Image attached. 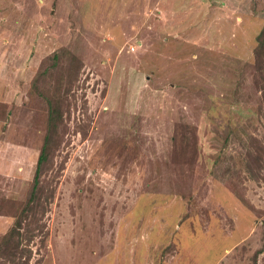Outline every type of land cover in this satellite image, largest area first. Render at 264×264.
<instances>
[{"label": "rangeland", "instance_id": "1", "mask_svg": "<svg viewBox=\"0 0 264 264\" xmlns=\"http://www.w3.org/2000/svg\"><path fill=\"white\" fill-rule=\"evenodd\" d=\"M263 30L264 0H0V264H264Z\"/></svg>", "mask_w": 264, "mask_h": 264}, {"label": "trees", "instance_id": "2", "mask_svg": "<svg viewBox=\"0 0 264 264\" xmlns=\"http://www.w3.org/2000/svg\"><path fill=\"white\" fill-rule=\"evenodd\" d=\"M258 43H259V48L264 47V30L258 36ZM55 123H56L55 118L50 117L48 132L45 136L44 144H43V147L41 149V152H40V155L38 158V162H37L36 175H35L33 187H32V195H31V201L32 202H35V200L37 198H40L39 193H38L40 190V183H39L40 182V175L42 173L43 167L45 166V164L49 160L50 149H51V139H52V135L55 134L54 130L56 129ZM50 195H52V192L49 191V196H46V197H51ZM31 201L30 202L28 201L25 209L29 207V205L31 204ZM16 222H17L16 224L19 225L18 228L21 227V224H22L21 219L18 218V220ZM12 230H14V229H12Z\"/></svg>", "mask_w": 264, "mask_h": 264}]
</instances>
